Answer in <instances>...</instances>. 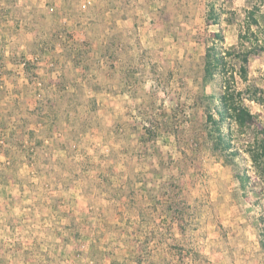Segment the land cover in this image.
I'll return each mask as SVG.
<instances>
[{
  "label": "rangeland",
  "instance_id": "374dc122",
  "mask_svg": "<svg viewBox=\"0 0 264 264\" xmlns=\"http://www.w3.org/2000/svg\"><path fill=\"white\" fill-rule=\"evenodd\" d=\"M255 4L0 0V264H264V178L213 153L200 99ZM248 73L264 126L263 52Z\"/></svg>",
  "mask_w": 264,
  "mask_h": 264
},
{
  "label": "trees",
  "instance_id": "16d2710c",
  "mask_svg": "<svg viewBox=\"0 0 264 264\" xmlns=\"http://www.w3.org/2000/svg\"><path fill=\"white\" fill-rule=\"evenodd\" d=\"M213 6V5H212ZM211 6L208 19L217 23L219 15ZM264 13L255 4L246 12V24L238 35L237 50H221L216 43L222 44L224 36L215 32L211 44L205 53L203 87L222 79V85L212 95L200 97L205 110L206 143L213 153L219 155L225 163H235L244 154L248 156L254 174L264 178V126L260 125L259 115L252 112L242 93L236 85V73L244 82H248V64L252 56L264 53ZM253 27H256L252 30ZM238 59V67L227 69V59ZM247 99L264 107L263 91L259 88L247 87ZM150 133V130H147ZM241 137H246L242 141ZM240 144L242 147L238 146ZM240 175V174H239ZM243 186L249 176L244 173L238 177Z\"/></svg>",
  "mask_w": 264,
  "mask_h": 264
}]
</instances>
